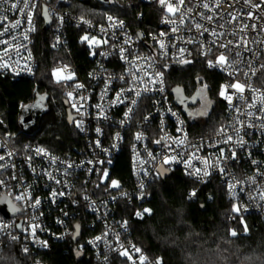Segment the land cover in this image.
Returning <instances> with one entry per match:
<instances>
[{
    "label": "built area",
    "instance_id": "built-area-1",
    "mask_svg": "<svg viewBox=\"0 0 264 264\" xmlns=\"http://www.w3.org/2000/svg\"><path fill=\"white\" fill-rule=\"evenodd\" d=\"M83 1L0 0L2 80L36 78L35 43L44 6L54 49L67 53L75 43L87 58L82 68L71 56L53 68L63 73L81 146L57 155L39 144H22L0 118V203L6 200L19 211L15 216L0 211V260L17 247L21 264H49L44 254L61 246L91 264L117 259L157 264L133 242L130 221L145 216L161 168L191 180L195 187L188 201L216 181L241 217L257 221L253 229L258 230L264 224V0H221L220 7L217 0L182 5L165 0L174 12L159 0L164 13L157 31L140 35L109 13L101 21L79 16L75 5ZM221 55L225 62L218 61ZM195 59L222 77L217 100L226 120L204 135L188 126L163 74L165 63ZM236 83L245 90L230 87ZM124 151L128 180L113 176Z\"/></svg>",
    "mask_w": 264,
    "mask_h": 264
},
{
    "label": "trees",
    "instance_id": "trees-1",
    "mask_svg": "<svg viewBox=\"0 0 264 264\" xmlns=\"http://www.w3.org/2000/svg\"><path fill=\"white\" fill-rule=\"evenodd\" d=\"M75 7L79 16L95 21H101L106 13L112 14L124 20L135 34L157 31L164 13L157 0H111L108 6L97 0H84ZM45 23L40 15L35 43L36 78L13 82L0 78V118L16 133L20 143L39 144L54 154L65 155L81 146L82 140L74 122L68 121L64 87L53 81L52 71L57 62L70 56L81 68L87 58L83 48L75 43L67 53L55 50L51 26L45 29ZM163 74L169 91L179 87L188 98L197 94L199 114L189 117L180 110L196 134L213 132L225 123L224 106L217 100L222 81L219 74L207 70L197 59L182 65L165 63ZM29 115L32 122L26 124L24 120ZM113 176L120 180L130 178L126 151L117 160ZM194 187L189 178L177 171L154 183L147 204L149 211L142 219L130 221L133 242L152 261L162 264H264V224L254 230L257 221L234 211L235 206L226 200L216 181L204 186L196 201H188L186 196ZM130 214L126 215L128 219ZM233 230L237 235L231 234ZM44 256L49 264H91L72 250L63 251L61 246ZM0 264H21L17 247L7 249ZM114 264L127 263L117 259Z\"/></svg>",
    "mask_w": 264,
    "mask_h": 264
},
{
    "label": "water",
    "instance_id": "water-1",
    "mask_svg": "<svg viewBox=\"0 0 264 264\" xmlns=\"http://www.w3.org/2000/svg\"><path fill=\"white\" fill-rule=\"evenodd\" d=\"M46 3H49L50 0H45ZM99 3H102L104 5H108L109 4V0H97ZM44 18H45V29H47L50 26V19L47 16L46 13V6H44V14H43ZM138 35H140V33H138ZM177 89H179V91H177ZM171 95L174 98V102L176 104V106L184 113V114H188L189 111V106L191 105H196L197 104V94L194 95L192 98H188L185 95V92L182 88L179 87H175L174 89L171 90ZM65 105L68 106V102L65 101ZM68 112V121L70 123H73L75 117L71 114L70 110L67 111ZM71 117V119H70ZM24 122L26 124H30L32 122V116L29 115L28 117H26V119L24 120ZM171 172H168L164 169L161 168L160 170V175H161V179L165 180L167 178H169L171 176ZM13 209H15L14 207L10 206V204L6 201L3 200L0 203V211L4 212L5 214H7V216H15L19 213L18 209H16L15 211H13ZM78 256V255H77ZM79 259H82V257H79ZM86 262H89V259H86Z\"/></svg>",
    "mask_w": 264,
    "mask_h": 264
},
{
    "label": "snow or ice",
    "instance_id": "snow-or-ice-1",
    "mask_svg": "<svg viewBox=\"0 0 264 264\" xmlns=\"http://www.w3.org/2000/svg\"><path fill=\"white\" fill-rule=\"evenodd\" d=\"M5 2H6V0H5ZM220 2H221V0H217V4H216V7H220ZM245 2H248V0H245ZM160 3H161V5L162 6H166L167 7V10L169 11V12H174V9H173V7H172V5L171 4H165V0H160ZM184 3V0H179V4H183ZM205 8H209L210 6L208 5V4H204L203 5ZM229 6H231V5H229ZM11 7L12 8H17V5H16V3H13L12 5H11ZM18 11H19V9H17ZM249 15H251V13H249ZM31 19V17L29 16V20ZM109 19H111V17H109ZM207 19H209V20H211L212 19V17L211 16H209V17H207ZM232 19L233 20H235L236 19V16H232ZM20 23V21H17L16 22V24L18 25ZM16 25H13V27H15ZM202 27V25L201 24H199V23H197L196 24V28L197 29H200ZM245 27H247V25H245ZM5 31H7V29H5ZM173 31H175V29H173ZM205 31H207V29H205ZM241 31H243V29H241ZM213 35H216V33L215 32H213ZM85 39H87L86 37H85ZM231 43V42H230ZM162 47H163V45H161ZM221 47H226V45H221ZM218 61L219 62H225V57L223 56V55H221L219 58H218ZM210 66H212V64H211V62H210ZM255 73H253V75H254ZM245 75H247V74H245ZM67 79H71V77H66ZM230 87H233V88H235V89H237L239 92H243L245 89H244V86L243 85H241V84H239V83H236V84H233V85H230ZM177 91H179V89H177ZM69 95H71V94H69ZM137 95H139V93H137ZM220 95L221 96H225V91L224 90H222L221 91V93H220ZM226 99H229V101H231V97L230 96H227V97H225ZM133 103H135V101H133ZM129 111H131V109H129ZM126 115H127V113H126ZM70 119H71V117H70ZM100 130L99 129H97V132H99ZM137 138L139 139L140 137H139V135L137 136ZM229 140H231V137H229L228 138ZM160 141H157V143H159ZM38 151H43L42 149H39ZM0 159H2V157H0ZM105 176H107V173H105L104 174ZM57 183H59V181H57ZM112 186L113 187H118V182L117 181H112ZM53 195H56L55 193H53ZM192 195H195V193H192ZM17 199H20V197H17ZM36 203L37 204H39V201L37 200L36 201ZM16 209H13V211H15ZM145 212H148L149 210L148 209H145L144 210ZM234 211H238V209H234ZM137 215L138 216H140L141 214L140 213H137ZM231 234L233 235V236H235V235H237V233L233 230L232 232H231ZM14 239H15V237H13ZM25 251H27V249H25ZM136 251H139V249H136ZM141 260H143L144 259V257H141L140 258ZM157 264H161V262H157Z\"/></svg>",
    "mask_w": 264,
    "mask_h": 264
},
{
    "label": "rangeland",
    "instance_id": "rangeland-1",
    "mask_svg": "<svg viewBox=\"0 0 264 264\" xmlns=\"http://www.w3.org/2000/svg\"><path fill=\"white\" fill-rule=\"evenodd\" d=\"M143 1H146V2H149L151 0H143ZM159 1V0H157ZM52 77H53V81L56 83V84H59L61 83L62 81H64V76H63V73L58 70V69H54L52 71ZM199 109H200V105L196 104V105H191L190 108H189V111H188V116L189 117H192L193 115H197L199 114ZM237 212V211H236Z\"/></svg>",
    "mask_w": 264,
    "mask_h": 264
}]
</instances>
